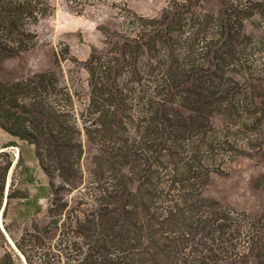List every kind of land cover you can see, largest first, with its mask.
<instances>
[{
    "label": "rangeland",
    "instance_id": "374dc122",
    "mask_svg": "<svg viewBox=\"0 0 264 264\" xmlns=\"http://www.w3.org/2000/svg\"><path fill=\"white\" fill-rule=\"evenodd\" d=\"M2 5L0 264H264V0Z\"/></svg>",
    "mask_w": 264,
    "mask_h": 264
},
{
    "label": "trees",
    "instance_id": "16d2710c",
    "mask_svg": "<svg viewBox=\"0 0 264 264\" xmlns=\"http://www.w3.org/2000/svg\"><path fill=\"white\" fill-rule=\"evenodd\" d=\"M3 4H4V3H3ZM11 5H12V4H11ZM2 7L5 8V9H3L2 11H3L4 13L7 14V17H4L2 14H0V19H1V20H2V18H5V19H3V21H2V24H4V23L6 22V20H7L8 18L11 17V15L8 14V13L10 12V9H6V8H8V6L2 5ZM10 25H12V22H11V21H9V26H10ZM6 27H7V26H6ZM0 44H1V42H0ZM2 56L6 57V54H4V55H0V62L3 61V60H2ZM1 97H2V99L4 100V98L7 97V94L4 92V93L2 94ZM9 98H15V97L10 95ZM15 99H16V98H15ZM28 110L30 111V110H32V109H28Z\"/></svg>",
    "mask_w": 264,
    "mask_h": 264
}]
</instances>
